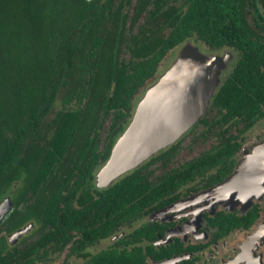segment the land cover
Here are the masks:
<instances>
[{"label":"trees","instance_id":"16d2710c","mask_svg":"<svg viewBox=\"0 0 264 264\" xmlns=\"http://www.w3.org/2000/svg\"><path fill=\"white\" fill-rule=\"evenodd\" d=\"M189 40L213 54L233 53L206 113L174 144L97 188L95 175L130 122L137 96L157 80L169 53ZM263 121L264 0H0V201L10 196L14 204L6 232L38 225L40 247L24 248L29 263L34 249L48 243L64 250L84 215L98 218L88 232L92 240L107 239L122 223L222 184L240 162L246 133ZM187 136L215 140L170 166ZM238 211L218 206L204 214L214 240L250 229L264 205L252 201ZM160 227L141 225L128 233L137 237L115 243L122 250H101L88 264H143L147 255L192 252L179 239L159 250L146 246V253L127 248L155 239ZM19 251L0 239V264H19Z\"/></svg>","mask_w":264,"mask_h":264},{"label":"water","instance_id":"95a60500","mask_svg":"<svg viewBox=\"0 0 264 264\" xmlns=\"http://www.w3.org/2000/svg\"><path fill=\"white\" fill-rule=\"evenodd\" d=\"M231 57L230 52L224 55L205 54L197 46L186 42L170 67L145 89L136 103L130 122L114 142L108 159L95 175L96 186H110L116 179L137 168L158 151L174 144L193 127L206 113L220 83L221 74ZM261 143L257 145L254 153L246 151L248 144L242 148L239 156H243L230 177L222 184L197 195L211 199L230 182L238 181L234 187H239L242 185V179L248 177L253 180L260 177L259 189L255 190V187L249 186L242 192L239 189L230 191L222 196L223 200L211 199L206 205L212 214L218 206L229 211L235 208L245 211L251 206L253 199L262 198L264 141ZM254 172L256 174L253 176ZM213 191L215 193H212ZM238 194L242 196L243 201L237 198ZM10 204L9 198L0 203L1 216L9 210ZM199 221L197 218L196 222ZM27 228L18 230L14 236H19Z\"/></svg>","mask_w":264,"mask_h":264},{"label":"flooded vegetation","instance_id":"af4514ba","mask_svg":"<svg viewBox=\"0 0 264 264\" xmlns=\"http://www.w3.org/2000/svg\"><path fill=\"white\" fill-rule=\"evenodd\" d=\"M227 52H230L233 57V53L231 51ZM200 129L201 127H197V132H195L194 134L197 135ZM253 129L254 127L246 133V139L244 140L241 149L244 145L248 144V136L249 133L253 131ZM246 163L247 162H245V164ZM158 172L159 171L156 170V173ZM233 183L235 184L232 185ZM237 183L238 181L230 182L224 187V190L218 191L217 194H214V196L211 197V199L218 198V200H221L222 196H225V192L227 191L228 186L231 188L232 186L234 187ZM96 187L105 188L98 186ZM212 193H215V191H213ZM5 198H9L11 204L8 205L9 210L7 212L5 211L6 213L3 216H1L2 211L0 210V239H3L5 241L9 249L12 250L13 247H16L18 250H20L19 264H52L53 262H55V260H59L57 258H60L61 256L63 257L61 259V264H88L90 261L92 262L94 256L97 255L101 250L113 247H115L117 250H122L124 248L122 243H118L119 245H115V243L117 244L120 238H123L125 240L127 239V237H137V235L135 234L129 235L128 233L130 231H134L137 228H140V226L143 224L154 222L159 223L161 226V229L155 232V239H144L143 241L135 244L129 243L127 245V248L131 249L133 246H142L144 248L143 253H146V246H152L154 250H159L161 247H167L172 245L175 242V239H179L183 241L185 245H190L192 248V252L178 253L172 255L171 257H165L161 259H153L152 256L147 255L143 264H147L148 261H151V264H195V262L201 258L204 251H210L211 247H215L216 245H218L219 241L228 237L231 232L236 230L248 231L249 235L247 237L249 238L244 242V244L241 245V249L238 251L237 254L228 258L227 260L217 261L214 264H260L262 261L261 256L258 255L256 251L261 241L260 238L264 237V225H262L263 223L260 221L261 214L264 212H260L259 218L255 222V224L251 226L250 229L237 228L235 230L230 231L227 235L223 236V239L214 240L213 237H215V228H212L207 223V220L204 218V214L206 213L209 215L214 214L210 212V208L206 205L210 202L211 199L204 195H189L186 197L181 196L179 200H177L173 204H169L160 209H156L147 215L137 217L129 224L122 223L123 228L120 227L111 236H107V239L99 238L92 240L93 236H90L88 232L93 233V231H95L94 228L98 225V218L91 219L90 215H84L81 220V226H83V228L80 230H78V228H72L69 231V241L66 244L64 250H62L61 252H56L54 245L52 243H48L47 245L43 246L41 250L40 248L34 249L33 254H31V256L35 257V259L32 263H29L30 257L27 255H29L30 252L25 250L24 248L34 242V246L40 247L41 237H37L38 225L34 221H31L27 222L20 228H16L11 232H6L3 227V222L5 221L7 216L12 212L14 204L10 196H5L0 201V203ZM262 198L264 199V194ZM262 198L260 200L253 199L252 201H258V203L263 206L264 201L262 200ZM73 202L75 204L74 199ZM20 205H23V203H20ZM238 212L240 214L244 211L239 210ZM105 217H107V214L105 215ZM197 218L200 219L198 223L196 222ZM25 227H28L26 231L21 233L19 236H14V234L18 230ZM32 232L33 234H31ZM90 241H92L91 244L87 245V243ZM78 243L81 244L80 246L83 245V248L76 250V246L78 245ZM85 243L86 246H84ZM103 243L107 244V246L102 247ZM199 245L202 246L199 247ZM196 246L198 248L195 249ZM40 254L42 255L41 259H39ZM232 260L234 261L232 262Z\"/></svg>","mask_w":264,"mask_h":264},{"label":"rangeland","instance_id":"374dc122","mask_svg":"<svg viewBox=\"0 0 264 264\" xmlns=\"http://www.w3.org/2000/svg\"><path fill=\"white\" fill-rule=\"evenodd\" d=\"M188 42H190L194 46H197L199 50L205 54H213L208 51L207 46L203 43L196 42L193 40H189ZM181 47H178L175 50H173L165 58L159 70V76L163 74L170 67L172 62L176 59ZM227 51L229 50H225L220 53H214V54L224 55ZM232 60H233V57L228 62L227 66L230 65ZM141 95H142V92L139 93L136 99L140 98ZM59 108H60V104H59V101H57L56 105H54L53 109L51 110L48 116V120H51L52 118H54ZM214 140L215 138L209 137L207 138L205 142L202 140L196 141L191 136H187L185 140L182 142V148L176 155L174 161L171 162L170 166H178L182 162L187 161L199 155L202 151L208 149ZM262 141H264V121L257 123L253 131L249 133L248 140H247L249 147L247 145H244L243 148L247 146L246 151L248 150V153H251V152L254 153V151L257 150L256 149V147H258L257 145L262 144L261 143ZM242 156L243 154L239 156V160L242 158ZM262 200L264 201L263 198ZM260 221L264 223V213L261 214ZM248 235H249V232L245 230H242V231L236 230V231L231 232L228 237L219 241L218 245H216L215 247H211L210 251L209 250L204 251L201 258L197 260L195 264H214L217 261L227 260L228 258L238 253V251L241 249V245L244 244V242L249 238L247 237ZM260 240L261 241H260V244L258 246L256 253L261 256L262 261L260 264H264V237H261ZM106 246L107 244L103 243L102 247H106ZM62 258H63L62 256L60 258H57L59 260H55V262H53L52 264H61ZM147 264H151V261H148Z\"/></svg>","mask_w":264,"mask_h":264},{"label":"bare ground","instance_id":"6f19581e","mask_svg":"<svg viewBox=\"0 0 264 264\" xmlns=\"http://www.w3.org/2000/svg\"><path fill=\"white\" fill-rule=\"evenodd\" d=\"M256 174V172H254V174H253V176ZM258 179L260 180V177L259 178H257V180L256 179H252V177L250 178V177H248L247 179L246 178H243L242 179V185L241 186H239V187H229L228 186V188H227V191L225 192V195H227L230 191H234V190H237V189H239L241 192L242 191H244V190H246L245 188L246 187H249V186H251V188H253V187H255V190H258L259 189V182H258ZM240 194V193H239ZM239 194H238V199L240 200V201H243L242 200V196H239ZM220 200V199H219ZM257 238V237H256ZM259 238V237H258Z\"/></svg>","mask_w":264,"mask_h":264}]
</instances>
